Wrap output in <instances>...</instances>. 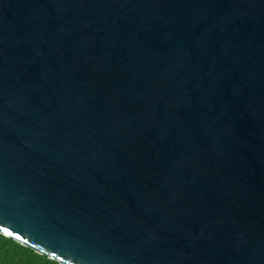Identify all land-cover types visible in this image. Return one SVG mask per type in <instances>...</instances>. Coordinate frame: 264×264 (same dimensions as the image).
<instances>
[{
	"label": "water",
	"instance_id": "obj_1",
	"mask_svg": "<svg viewBox=\"0 0 264 264\" xmlns=\"http://www.w3.org/2000/svg\"><path fill=\"white\" fill-rule=\"evenodd\" d=\"M0 233L264 264V0H0Z\"/></svg>",
	"mask_w": 264,
	"mask_h": 264
},
{
	"label": "trees",
	"instance_id": "obj_2",
	"mask_svg": "<svg viewBox=\"0 0 264 264\" xmlns=\"http://www.w3.org/2000/svg\"><path fill=\"white\" fill-rule=\"evenodd\" d=\"M0 264H61L0 233Z\"/></svg>",
	"mask_w": 264,
	"mask_h": 264
},
{
	"label": "snow or ice",
	"instance_id": "obj_3",
	"mask_svg": "<svg viewBox=\"0 0 264 264\" xmlns=\"http://www.w3.org/2000/svg\"><path fill=\"white\" fill-rule=\"evenodd\" d=\"M5 231H8V229H4Z\"/></svg>",
	"mask_w": 264,
	"mask_h": 264
}]
</instances>
